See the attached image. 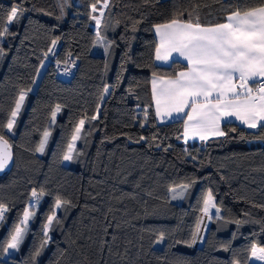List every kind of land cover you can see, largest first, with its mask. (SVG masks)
Returning <instances> with one entry per match:
<instances>
[{
    "label": "trees",
    "instance_id": "1",
    "mask_svg": "<svg viewBox=\"0 0 264 264\" xmlns=\"http://www.w3.org/2000/svg\"><path fill=\"white\" fill-rule=\"evenodd\" d=\"M94 3L0 0V31L13 6L23 13L0 37V135L13 157L0 177V204L8 208L0 224V264H249L252 246L264 247V129L224 123L225 136L184 142L181 119L155 120L149 78L173 77L186 66L155 63L154 25L181 13L187 19L194 9L202 24L224 22L235 8L259 7L264 0H108L98 29L102 41L91 27ZM53 40L60 44L54 62L70 55L76 71L65 78L46 61L33 89ZM22 90L28 93L8 132L2 125ZM93 115L98 119L91 121ZM85 118L65 165L68 144ZM45 131L50 135L40 153ZM181 185H188L182 196ZM33 189L44 195L32 206L35 215L19 250L4 258ZM209 191L220 219L202 212ZM57 198L70 203L55 212L59 223L41 249ZM198 223L202 240L192 244Z\"/></svg>",
    "mask_w": 264,
    "mask_h": 264
},
{
    "label": "snow or ice",
    "instance_id": "2",
    "mask_svg": "<svg viewBox=\"0 0 264 264\" xmlns=\"http://www.w3.org/2000/svg\"><path fill=\"white\" fill-rule=\"evenodd\" d=\"M98 3H101V0L91 5L92 13L99 12L98 16H92L97 29L100 28L101 18L104 15L103 8L108 7L107 0H103L100 9L97 8ZM22 14L17 6L11 8L7 15V23L3 31H0V37L8 34L7 25L17 21ZM153 28L158 38L155 46V60L167 62L173 58V54H176L186 61V70L176 73L173 77L164 78L153 73L150 81L151 99L156 117L163 121L165 118L182 116L185 141L196 137L206 141L210 137L225 136L226 133L221 130V121L230 117L239 120L249 129H264V83H260L256 88L251 87L249 83L257 78L264 80V4L245 10L237 7L224 18V22L215 24H202L199 12L194 9L187 14V19H184V14L181 13L179 17L156 24ZM97 39L102 41L99 31ZM52 45L55 47L56 40L52 41ZM105 51L107 52L108 49L105 48ZM0 55H3V49H0ZM108 91L106 86L104 92ZM26 95L27 92L23 90L20 92L10 118L6 125H2L8 132H12L16 124V118ZM59 110L57 106L52 112L53 121ZM96 111L99 113V107ZM96 119H98L97 115L91 117V121ZM86 120L87 118L81 119L76 126L71 138L72 142L68 144L67 152L63 156L64 161L73 159L75 142L81 138ZM232 130L235 131V129ZM49 135L48 131L44 132L43 139L36 148L37 152H44ZM11 149L12 146L8 140L4 135H0V172L12 159ZM187 187L188 185L180 186V196ZM170 190L174 193L173 199H176V189ZM31 195L39 201L44 193L43 191L37 193L33 189ZM68 203L70 202L57 198L55 208L59 209ZM7 211V206L0 204V224L5 221ZM202 212L209 220L213 217L220 219L221 210L216 206L211 191L203 199ZM34 215L31 206L25 208L22 219L14 226L10 240L4 248L5 252L9 249L19 250L28 231L29 221ZM54 222L59 223L55 211L47 216V222L43 225L45 239L41 243V249L48 244V233ZM236 223L239 224L240 221ZM200 230V223H198L192 234V244H195L198 239L202 240L199 235ZM163 239L161 234L160 240ZM35 255L39 256L40 251H37ZM251 257L264 264V247L258 248L253 245Z\"/></svg>",
    "mask_w": 264,
    "mask_h": 264
},
{
    "label": "crops",
    "instance_id": "3",
    "mask_svg": "<svg viewBox=\"0 0 264 264\" xmlns=\"http://www.w3.org/2000/svg\"><path fill=\"white\" fill-rule=\"evenodd\" d=\"M102 3H103V0H101V3H98V4H97V8H98V9L102 8ZM107 3H108V0H107ZM105 9H106V8H103V12L105 11ZM93 15H97V16H98V15H99V12H97V13H93ZM93 15H92V16H93ZM101 20H102V18H101ZM91 27H92L93 30L97 33L98 29H97L96 24H95V21L92 19V17H91ZM153 32H154V35H155L154 28H153ZM155 38H156V41H158V38L156 37V35H155ZM174 60L179 61V62H181V63H184V64L186 65V61H183V59L180 58V57H178V56H176V54H173V58L170 59V60L167 61V62L156 61V60H155V56H154V61H155V63L158 64V65H168L170 62H172V61H174ZM183 70H186V68L183 69ZM183 70H181V71H183ZM179 72H180V71H179ZM177 73H178V72H177ZM152 76H153V75H152ZM152 76L149 78V89H150V94H151V84H150V81H151V79H152ZM159 77H160V76H159ZM164 78H168V77H164ZM249 83H250V86H251V87L256 88V87L259 86L260 83H264V80H262V79H260V78H257L256 80L250 81ZM151 101H152V99H151ZM152 106H153V111H154V116H155V108H154V104H153V102H152ZM179 119H181V120L183 121V124H184V118H183L182 116H181V117H175V116H174V117L171 118V119H169V118H165L163 121H161V119H159L158 117L155 116V120L157 121L158 124H163V123H167V122H171V121L179 120ZM224 123H234V124H236V125H238V126H241V127L246 128V129H249V128H247L245 125L241 124L239 120H236L234 117H230V118H228V119H226V120H222V121H221V130H222V131H224V130H223V124H224ZM249 130H256V129H249ZM182 137H183V141H184V142H205V141H201L198 137H196V138H189V139H187V141H185V138H184L183 133H182ZM212 138H217V137H210L209 139H212ZM209 139H208V140H209ZM206 141H207V140H206ZM213 210H214V209H213ZM255 246H256V245H255ZM256 247H258V246H256ZM258 248H261V247H258ZM251 249H252V248H251ZM248 261H249V264H262V262L257 261V260H255L254 258L251 257V251H250V254H249Z\"/></svg>",
    "mask_w": 264,
    "mask_h": 264
},
{
    "label": "built area",
    "instance_id": "4",
    "mask_svg": "<svg viewBox=\"0 0 264 264\" xmlns=\"http://www.w3.org/2000/svg\"><path fill=\"white\" fill-rule=\"evenodd\" d=\"M59 42H56L55 47H51L50 49H52L51 51H49V53L47 55H45V60L48 63H52L54 62V58L55 55L58 52L59 49ZM55 68L57 70V72L65 78H70L76 71V62L75 60L72 58V56L68 55L66 57V59L64 61H59V62H54Z\"/></svg>",
    "mask_w": 264,
    "mask_h": 264
},
{
    "label": "rangeland",
    "instance_id": "5",
    "mask_svg": "<svg viewBox=\"0 0 264 264\" xmlns=\"http://www.w3.org/2000/svg\"><path fill=\"white\" fill-rule=\"evenodd\" d=\"M46 65H47L46 60H43L42 63H41V65H40V67H39V69H38V72H37V74H36V76H35V79H34V82H33V86H32L33 89L37 86L38 81L40 80V78H41V76H42V74H43V72H44V69H45ZM33 89H31L30 92H31ZM25 92H27V91H25ZM27 93H28V92H27ZM6 129H7V128H6ZM7 131H8V130H7ZM71 142H72V140L70 141V143H71ZM75 144H76V142H75ZM68 163H69V161H64V160H63V164L67 165ZM36 201H37L36 198L31 197V199H30V201L28 202V204H27L26 207L31 206V208H32V206L35 205ZM54 211H55V212L57 211V209H56L55 207H54ZM21 219H22V217H21ZM16 251H17V250H12V249H9L7 252L4 251V255H3V257H4V258H7L9 255L14 254Z\"/></svg>",
    "mask_w": 264,
    "mask_h": 264
},
{
    "label": "water",
    "instance_id": "6",
    "mask_svg": "<svg viewBox=\"0 0 264 264\" xmlns=\"http://www.w3.org/2000/svg\"><path fill=\"white\" fill-rule=\"evenodd\" d=\"M12 164H13V157H12V159L9 161L8 166H7L2 172H0V177H2L4 174H6V173L11 169Z\"/></svg>",
    "mask_w": 264,
    "mask_h": 264
}]
</instances>
